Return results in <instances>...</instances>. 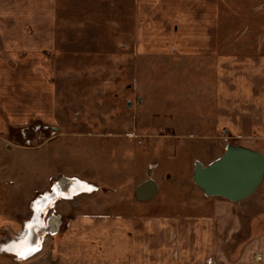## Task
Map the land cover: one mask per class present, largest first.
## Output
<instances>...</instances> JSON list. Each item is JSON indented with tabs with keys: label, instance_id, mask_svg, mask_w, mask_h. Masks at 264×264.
<instances>
[{
	"label": "rangeland",
	"instance_id": "374dc122",
	"mask_svg": "<svg viewBox=\"0 0 264 264\" xmlns=\"http://www.w3.org/2000/svg\"><path fill=\"white\" fill-rule=\"evenodd\" d=\"M56 1L53 51L23 63L0 49V247L9 248L56 179H85L97 191L45 211L38 255L0 257L103 264L115 233L138 246L135 264H264V177L236 203L192 182L196 163L241 146L198 120V49L186 45L197 40L199 0ZM218 6L220 23L238 17L264 31V0ZM251 142L264 152L261 140ZM144 178L159 190L139 203L143 183L134 189ZM75 217L87 223L72 224Z\"/></svg>",
	"mask_w": 264,
	"mask_h": 264
},
{
	"label": "crops",
	"instance_id": "0c3cea01",
	"mask_svg": "<svg viewBox=\"0 0 264 264\" xmlns=\"http://www.w3.org/2000/svg\"><path fill=\"white\" fill-rule=\"evenodd\" d=\"M219 1L212 0L209 3L206 0H199L198 9L202 19L196 30L197 40L188 39L186 45L187 48L198 49V120L213 121L214 126L224 129V133H227L230 139L241 144L237 147L259 152V149L249 144H252L253 138L261 140L264 144V51H262L264 31L260 30L259 26L239 23L238 17L234 19L235 23L232 19L228 24L220 23ZM56 17V0H0L1 52L7 54L12 61L20 60L28 63L34 58L38 61L42 60L44 53L53 51L56 45ZM190 31L194 33L195 27L189 30L188 34ZM188 36L190 37V34ZM259 153L264 157V152ZM147 175L151 177L150 173ZM67 179L76 180L92 188L74 195V198L96 190L94 184L88 180L75 177ZM144 179L138 183L134 191L142 183L152 180ZM152 181L155 183L154 180ZM158 190L157 186V193L150 199L135 198V200L139 203L152 201L157 196ZM57 202H54L52 208H55ZM52 217L53 223H59L55 215ZM76 220L87 223L88 218L75 217L71 223L75 224ZM114 220L119 221L120 218L115 217ZM22 232L23 230L10 242L9 248L8 244L2 245L8 248L7 250H3L2 246L0 250L14 256L10 249ZM107 235L110 247L109 252L103 255V264H125V260H129L130 257L135 264L136 256L140 255L136 243H133V247L126 244V234L108 233ZM41 243L39 252L42 250ZM39 252L21 260L28 261ZM2 262L17 264L6 257H0V264H3Z\"/></svg>",
	"mask_w": 264,
	"mask_h": 264
},
{
	"label": "water",
	"instance_id": "95a60500",
	"mask_svg": "<svg viewBox=\"0 0 264 264\" xmlns=\"http://www.w3.org/2000/svg\"><path fill=\"white\" fill-rule=\"evenodd\" d=\"M200 163H196L194 171ZM264 175V157L261 153L231 146L215 162L197 175V184L206 196H227L233 201H241L261 184ZM195 173L193 180L195 181ZM195 183H197L195 181ZM157 186L150 180L143 183L136 193L138 200L152 198Z\"/></svg>",
	"mask_w": 264,
	"mask_h": 264
},
{
	"label": "bare ground",
	"instance_id": "6f19581e",
	"mask_svg": "<svg viewBox=\"0 0 264 264\" xmlns=\"http://www.w3.org/2000/svg\"><path fill=\"white\" fill-rule=\"evenodd\" d=\"M206 167H203L200 164L199 166H197V169L192 172V182L202 192L203 190L197 185V184H200L197 175H200V171H203L204 169H206ZM194 173L196 175L195 181L197 183H195V181L193 180ZM91 189L92 188L86 185H82L78 181L72 180V179L70 180L67 178H60L57 181H55L52 185V189H50L48 193L40 195L32 203L31 209H32L33 216L31 217L29 222L25 224V228L23 229V232L19 236L20 239L13 243L12 248L10 249L13 255L18 257L19 259H27L31 255H34L35 253L39 252L40 250L39 246H40L41 237H42L41 233L47 232L49 230V225H47L42 218L45 211L48 208L49 209L52 208L53 205L55 204L54 202L56 201L69 200L71 198H74V195L81 193V192L83 193L85 191H89ZM254 192H252V194ZM208 197H211V196H208ZM215 197L223 198L233 203L237 202V201L236 202L233 201L231 198H228L227 196L221 195V196H215Z\"/></svg>",
	"mask_w": 264,
	"mask_h": 264
},
{
	"label": "built area",
	"instance_id": "2783aa9c",
	"mask_svg": "<svg viewBox=\"0 0 264 264\" xmlns=\"http://www.w3.org/2000/svg\"><path fill=\"white\" fill-rule=\"evenodd\" d=\"M27 143H28V142H27ZM95 189H96V188H95ZM95 191H97V190H95ZM156 193H157V192H156ZM59 226H60V224L58 225L57 229L55 230L56 232L58 231ZM0 252H1V250H0Z\"/></svg>",
	"mask_w": 264,
	"mask_h": 264
}]
</instances>
